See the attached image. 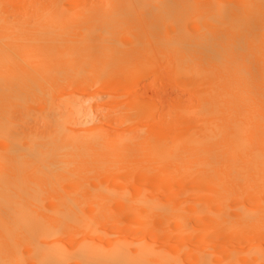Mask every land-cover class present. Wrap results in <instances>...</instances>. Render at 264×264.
I'll return each mask as SVG.
<instances>
[{
	"label": "bare ground",
	"instance_id": "obj_1",
	"mask_svg": "<svg viewBox=\"0 0 264 264\" xmlns=\"http://www.w3.org/2000/svg\"><path fill=\"white\" fill-rule=\"evenodd\" d=\"M152 57L205 128L129 129ZM0 264H264V0H0Z\"/></svg>",
	"mask_w": 264,
	"mask_h": 264
},
{
	"label": "rangeland",
	"instance_id": "obj_2",
	"mask_svg": "<svg viewBox=\"0 0 264 264\" xmlns=\"http://www.w3.org/2000/svg\"><path fill=\"white\" fill-rule=\"evenodd\" d=\"M181 11H182V10H180V12H181ZM181 13H182V12H181ZM157 50H158V49H157ZM83 51H84V50H83ZM158 51H159V50H158ZM160 51H161V49H160ZM162 51H163V50H162ZM162 51H161V53H162ZM164 51H166V50L164 49ZM164 51H163V52H164ZM148 52H151V51H148ZM155 52H156V50H155ZM155 52H154L152 55H151V53H150V54L148 53V54L151 55V56H153V55H155ZM84 53H85V52H84ZM158 54H159V55H162V54H160L159 52H158ZM165 54H167V53L165 52ZM165 54H164V55H165ZM84 56H85V55H84ZM151 56H150V57H151ZM156 56H157V55H156ZM166 56H169V54H168V55H165V57H164V59L167 60V57H166ZM82 57H83V56H82ZM80 58H81V57H80ZM154 58H157V57H152V59H154ZM162 58H163V56H162ZM169 59H173V57H172V58H171V57L168 58V60H169ZM154 60H155V59H154ZM157 60H158V58H157ZM168 60H167V61H168ZM160 61H161V59L158 60V62L161 63V65H163V64H164V65H165V64H168L167 62L165 63V60H164V63L162 62L163 60H162L161 62H160ZM174 61L176 62V60H174ZM174 61L171 60V63H172V62L174 63ZM150 62H151V61H150ZM154 62H155V61H154ZM168 62H169V61H168ZM155 63H156V62H155ZM155 63L152 64L153 67H154V65H156ZM169 63H170V62H169ZM173 63H172V64H173ZM149 64H150V63H149ZM149 64H148V65H149ZM143 65H144V66H143ZM143 65H142V66L145 67V65H147V64H143ZM152 65H151V66H152ZM157 65H160V64H157ZM161 65H160V66H161ZM164 65H163V66H164ZM168 65H169V64H168ZM175 65L177 66V62H176V64L174 63V65H172V66L170 65L171 67H174V69L171 68V70L168 69V68H170V66L168 67V66L166 65V66L168 67V68H167L168 70H165V66H164V67L162 66V67L164 68V70H165V71L163 70V72L161 71V70H162V69H161L162 67H160V66H159L160 69L158 68L157 70H155V67H154V68L151 67L152 70H153V69L155 70V72H156L155 74H153V72H151V73H149V74H146L150 68L147 69V70L144 69V68L141 69L142 66L140 65V66H141L140 69H139V67H138L137 71L134 70V72H133V73L136 75V74L138 73V71L140 70V73H138L136 76L132 75V72L128 73L127 76L125 77L126 80H124V81H123V84L121 85L122 88H124L123 86H125V87L127 86V88L129 89V87L131 88L132 86L138 85V84H137L138 82H137L136 80H134V79H137L138 81L140 80V82H141V81H142V82L144 81L145 83H144V82H143V83H142V82H141V83L139 82V83H140L139 86H136L134 89L132 88V90L129 89V91H128L127 88H126V89L124 88V89L127 91L126 93H128V94L130 93V94H129L130 96H127V97H128L127 99H126L125 95H128V94H125V93H124L125 91H124L123 89H121V87H118V88L121 89L120 91H122V92L124 93V96H123V94H122L121 92H118L119 89L116 88V87H114V89H113V87H109V86H108V87L106 86L107 88H106V87L104 88V89H108V88H110V89H112V92H111V90H109V91H108V90H105V91H104V89H101V88H100L101 91L98 89V91L95 90V91H96V92H95L93 89H97L96 87L93 88V87H88V86H87V87H88L87 89L93 88V89H91V92H92V94H94V92H95V94H94L95 97H94V96L91 94L90 90H89V92H87L86 89H84V88L81 87L82 84H83L84 87L86 86L82 81L80 82V83H82V84H79V83L77 82L78 85H80V86H79V89H78L77 84H76L77 87H75V86H74V87L77 88L78 90L83 89V90H85V92L82 90V92L79 91V93H77L78 91H75L76 89H74V87L72 88L71 91H70V88H69V87H68V89H69V92H70V93L72 92L71 94H73V93L76 92V93H75L76 95H77V94L80 95V93H81L80 96L83 95V94H82L83 92H84V95H85V93L87 92L86 94H87L88 96H87V95H85V96L83 95V96H82L84 99H87V98L90 97V95H91V96H93V98H91V99H93V101H94L93 103H96V102L101 103V104L104 105V107H108L111 111H112L113 108L116 107V106H115V107H113V106L117 104L116 102H118V101L121 99V97H122V100H124L123 97L125 98L124 103L127 102V103H126V105H127V104H128L130 101H132L133 99L138 100L137 97H135V94H136V93H137V95L142 93L141 95H144V96H146V97L148 98V101L145 100L146 98L144 99V100L146 101V103L144 102L145 105H144L143 103L140 102V103H141L140 105H142V108H141V109H142V113L139 112V111H140V108H139V107H141L140 105H139V106H138L137 104L132 105L131 102H130L131 105H130V104L127 105V106H129V107H132V110L135 109V110H136V111L134 110L135 112L141 113V114H142L141 117H144V116H145L144 118H141V117H140V118L137 120L138 123H136L137 121H135L134 123H135L136 125H134L133 123L130 124L129 126L132 125V128L129 127L130 130L136 131L135 129L138 128L139 133L141 132L140 130H145L144 133L148 131V132H150L149 134H151V131L154 130V131L152 132V136L154 137V135H155L157 132L159 133V131L156 130V129H157L158 127H160L159 124H161V121L163 120V121L165 122V124L163 123V125H161V127L164 128V127L167 126L168 128L166 127V129H168V130L170 129L172 132H173V130H174L175 132H176V131L179 132V131H182V130L184 131V129L187 130V128H188L189 126H191L193 123H195V121H197V120L200 121V119L202 120V119L204 118V115H203V117H201V116H199V115H200V114L202 115V113L205 114V112H206L207 110H206V108H203V105H204V104H203V105L201 104L202 107H201L200 105H198V107L200 108V110H202V108H203V112H202V111H199V110L197 109L198 107H196L197 104H195V105H196V106H195V105H194V102H193L192 104H193V106H195L196 108L193 109V106L191 105V100H192L191 98H193V97H197V95H196L195 92H194V96L191 94L193 91H195V89H194V90H191L192 88H190V86H189V85H191V84L188 85V81H185V82H187V83H185V82L183 83L182 81L179 80L180 83L182 82L181 85H179V86L182 87V85L187 84V85L189 86L188 88H189L191 91L188 90L187 88L184 89V88L178 87L177 83H178V84H180V83H179V82L176 83L174 80H172V79H175V78H176V81H178L177 77H180V76H182V80L185 78V76H183L182 74L177 73V68H178V67H176ZM157 67H158V66H156V68H157ZM175 67H176V68H175ZM145 68H147V67H145ZM142 70H144V71H142ZM145 70H146V71H145ZM158 70H160L159 73L157 72ZM173 70H175V71L173 72V75H174V76H172V74H170V76H169V74H168L169 71H170V73H171V71H173ZM166 71H167V72H166ZM202 71H203V70H202ZM202 71L199 70V71L197 72V74L200 72L201 74L204 75V74H205V71H204L203 73H202ZM142 73L145 74V78H146V77H149V79L147 78L146 80H143V79H144V76H143ZM189 73H190V72H189ZM200 73L198 74V75H199L198 78H201V77L203 76V75L201 76ZM152 74H153V75H152ZM156 74H157L158 76H157ZM159 74H160V76H159ZM175 74H176V75H175ZM197 74H196V76H197ZM138 75H139V76H138ZM141 75L143 76V79H142V78H140V79H139V78H136L137 76H138V77H142ZM148 75H150V76H148ZM151 75H152V77H151ZM186 75H187V74H186ZM191 75L193 76V73H192V72H191ZM128 76H129V77H128ZM156 76H157V78H156ZM171 76H172L173 78H171ZM188 76H190V75L188 74ZM188 76H186L187 79H188ZM200 76H201V77H200ZM130 77H131V79H130ZM150 77H151V78H150ZM190 77H191V76H190ZM193 77H195V76H193ZM204 77H206V74H205ZM204 77H202V78H204ZM191 78H192V77H191ZM198 78L195 77L194 79H197V81L199 82ZM202 78H201L200 80H201V82L203 83V81H204L206 78H204V80H203ZM81 79H82V78H81ZM141 79H142V80H141ZM189 79H190V78H189ZM130 80H131L132 83H130V85H125V84H128V83L130 82ZM184 80H185V79H184ZM202 80H203V81H202ZM71 81H72V80H71ZM83 81H84V80H83ZM127 81H128V82H127ZM134 81H135V82H134ZM126 82H127V83H126ZM198 82L195 83V80H194L195 85H196ZM201 82H200V83H201ZM205 82H206V81H205ZM205 82H204V83H205ZM134 83H136V84L133 85ZM192 83H193V82H192ZM200 83H198V84H200ZM202 83H201V86L204 84V83H203V84H202ZM69 84H71V83H69ZM73 84H75V83L73 82L72 85H73ZM131 84H132V85H131ZM142 84H144V85L146 84V85H149V86H150V88H147L148 86L146 87V88H147V94H145L146 92L143 91L145 87H142ZM187 85H185V86H187ZM192 85H193V84H192ZM185 86H184V87H185ZM203 86H204V85H203ZM203 86H202V87H203ZM71 87H72V86H71ZM191 87H192V86H191ZM195 87H196V86H195ZM195 87L193 86V88H195ZM80 88H81V89H80ZM102 88H103V87H102ZM115 88H116V89H115ZM197 88L199 89V88H201V87L197 86ZM204 88H206V87H204ZM73 89H74V90H73ZM117 89H118V90H117ZM149 89H150V90H149ZM92 90H93V91H92ZM102 90H103V92H102ZM116 90H117V91H116ZM145 90H146V89H145ZM148 90H149V92H148ZM199 90H203V89H199ZM199 90H196V92L198 91L199 93H202V92H200ZM73 91H74V92H73ZM106 91L111 92V94H113V92L115 91L114 94L117 92L119 95L122 94V96L120 95L121 97H119L120 99H118V96H116L117 94H116V95H111V94H109V95H111V97H112V96H113V97L116 96V98H117L118 100H117V101H113L114 99L112 98V99H113V100H112L113 102L111 101V99L107 100V101H109V102H106V101H104V97H100V96H99V95H102L103 93L106 94ZM185 91H186V92H185ZM188 91H189V92H188ZM203 91H205V90H203ZM97 92H99V94L96 95ZM100 92H101V94H100ZM88 93H89V94H88ZM199 93H197V94H199ZM203 93H204V92H203ZM150 94H151V96H150ZM141 95H140V96H141ZM191 95H192V97H191ZM98 96H99V97H98ZM102 96H103V95H102ZM104 96H105V95H104ZM148 96H149L150 98H153V99H152V100H149V97H148ZM152 96H153V97H152ZM185 96H186V97H185ZM202 96H203V95L200 96V94H199L198 97H200L201 100L203 101ZM97 97H98V98H97ZM105 97H106V96H105ZM109 97H110V96H109ZM198 97H197V98H198ZM94 98H97V99H94ZM99 98L102 99L103 102H106V103H103L102 100L99 102V100H100ZM116 98H115V100H116ZM138 98H140V97H138ZM141 98H142V97H141ZM186 98H187V99H186ZM197 98H194V100L196 99V100H198V101L201 102L200 98H199V99H197ZM203 98H204V97H203ZM106 99H108V96H107V98H105V100H106ZM181 99H182V101H183L182 103H181ZM189 99H190V100H189ZM87 100H90V98L87 99ZM95 100H97V101H95ZM136 100H135V101H136ZM186 100H187V101H186ZM196 100H195V101H196ZM90 101H92V100H90ZM120 101H121V100H120ZM120 101L118 102V103H119V104H118L119 108H121L120 105H123V104H124V103H122L123 101H122L121 104H120ZM135 101H134V102H135ZM139 101H140V99H139ZM149 101H150V102H149ZM151 101H152V102H151ZM184 101H185V102H189V101H190L189 104L192 106V109L189 108V107H191V106H190L188 103H187V104L189 105L188 109H187L186 106H183V105H187ZM110 102H112L113 105H112V103H111V106H110ZM114 102H115L116 104H114ZM196 102H197V101H196ZM200 102H199V103L197 102V103L200 104ZM107 103H108V104H107ZM203 103H204V102H203ZM138 104H139V102H138ZM126 105L124 104L123 106H125V108H126ZM143 105H144V106H143ZM133 106H134V108H133ZM137 106H138V107H137ZM129 107H128V108H129ZM135 107H137V109H138V108H139V109L137 110ZM144 107H145V108H144ZM179 107L181 108V110L183 109L182 111H184V109H185L184 107H186V109H187L189 112H190V109H191V111L193 110V112L195 111V113H196V111H197V113H198L199 115H198V116H197V115L194 116V113L192 112V115H190V116H189V115H188V116H184L185 113H184V115L182 116L181 114H182L183 112L179 109ZM204 107H205V106H204ZM108 108H106V109L109 110ZM117 108H118V107H117ZM117 108L114 109L115 111L113 110V111H114L113 114H115L116 110L118 111L119 108H118V109H117ZM125 108H122V110L124 111ZM128 108H127V109H128ZM143 108H144V109H143ZM104 109H105V108H104ZM127 109H126V111H127ZM129 109H130V108H129ZM129 109H128V110H129ZM145 109H146V110H145ZM110 110H109V111H110ZM122 110L119 109L118 112H120V111H122ZM144 110H145L146 112H144V114H143V111H144ZM130 111H131V110H130ZM134 111H132V112L134 113ZM204 111H205V112H204ZM105 112L107 113L108 111L105 110ZM127 112H128V111H127ZM184 112H187V111H184ZM189 112H188V114H189ZM199 112H202V113H199ZM146 113H147V116H146ZM104 114H105V113H104ZM164 114H165L166 116H164ZM186 114H187V113H186ZM190 114H191V113H190ZM106 115H107V114H106ZM162 115H163V116H162ZM205 116H206V117L204 118V120L207 119V114H205ZM107 117L109 118L110 116H107ZM111 117H112V118H110V119H113L112 121H114V122H115V120H116V121L119 120V119H115L114 116H111ZM193 118H195L196 120H193ZM101 119H102V118H99V120H101ZM114 119H115V120H114ZM142 119H143V120H142ZM104 120H106V119H102V120H101L102 122L100 121L101 124H100V122H97V123L100 124V125L102 126L103 122H105ZM140 120H142V121L140 122ZM108 121H109V120H108ZM202 121H203V120H202ZM109 122L111 123V121H109ZM114 122H112L111 124H113ZM139 122H140V123H139ZM107 123H108V122L106 121V122L104 123L105 126H102V127H105V129H106V128H107V127H106V124H107ZM110 123H109V124H110ZM115 123H116V122H115ZM117 123H118V122H117ZM117 123H116V124H117ZM199 123H200V122H199ZM201 123H203V124H201V126H202V125L204 126V123H205V122L203 121V122H201ZM104 124H103V125H104ZM119 124H122L121 127H123V128L125 127V126H123V123H119ZM195 124H196V123H195ZM107 125H108V124H107ZM124 125H125V124H124ZM109 126H111V125H109ZM113 126H114V127H113ZM113 126H112V128L109 127V130H110V128H111L112 130H110V131L108 130V132H113V131H114L113 128H114V129H116L117 127L120 128L119 125L115 126V125L113 124ZM127 126H128V124H127ZM133 126H134V127H133ZM194 126H195V125H194ZM197 126L199 127V125L196 124V127H195L196 129L198 128ZM203 126H202V127H203ZM205 126H206V123H205ZM205 126H204V128H205ZM115 127H116V128H115ZM118 128H117V129H118ZM127 128H128V127H127ZM127 128H126V131L129 130V129H127ZM200 128H201V127H200ZM200 128H199V131H200ZM105 129H104V130H105ZM107 129H108V128H107ZM107 129H106V130H107ZM139 129H140V130H139ZM189 129L192 130V129H194V128H193V127H191V128L189 127ZM189 129H188V130L186 131V133L183 134V135L179 133L180 136H181V135H182V136L187 135V132H188V134H189V131H191V130H189ZM118 130H119V129H118ZM118 130L114 131L113 133L117 132ZM120 130H121V131H123V130L125 131V129H123V130L120 129ZM170 130H169V131H170ZM202 130H203V129H201V131H202ZM126 131H125V132H126ZM160 131H161V129H160ZM162 131H164V132L167 133V131L164 130V129H163ZM171 131H170V134H172ZM193 131H194V132H193ZM193 131H192V132H193V135H194L195 131H196L195 134H198L197 130H193ZM106 132H107V131H106ZM129 132L131 133L132 131H129ZM154 132H155V134H154ZM175 132H173V135H170V140H171V136H175V134H177V132H176V133H175ZM192 132H190V134H191ZM119 133H120V132L118 131L117 134H119ZM130 133H125V135H126V134L129 135ZM133 133H134V132H133ZM133 133H132V135H133ZM135 133H137V131H136ZM141 133H142V132H141ZM166 133L163 134L164 137H165V134H166ZM174 133H175V134H174ZM181 133H183V132H181ZM199 133H200V132H199ZM121 134H123V136H124V133H121ZM121 134H120V135H121ZM149 134H147V135L150 136ZM153 134H154V135H153ZM130 135H131V134H130ZM159 135H160V134H159ZM159 135H158V137L155 135V136L158 138V142H159V137H160ZM193 135L191 134V136H193ZM177 136H179V135H177ZM180 136H179V137H180ZM189 136H190V135H188L187 137L190 138L191 136H190V137H189ZM150 137H151V136H150ZM156 137H155V142L157 141V138H156ZM164 137H160V141H162ZM184 137H186V136H184ZM184 137H183V138H184ZM193 137H194V136H193ZM161 138H162V139H161ZM166 138L168 139V136H166L165 139H166ZM172 138H173V137H172ZM165 139H164V141H166ZM171 141H172V140H171ZM171 141H170V142H171ZM139 175H140V173L138 172V173L136 174V176H139ZM136 179H138V178H135V179H133V180H136ZM168 187H169L168 184L163 185V187H162V191H167V190H168Z\"/></svg>",
	"mask_w": 264,
	"mask_h": 264
}]
</instances>
